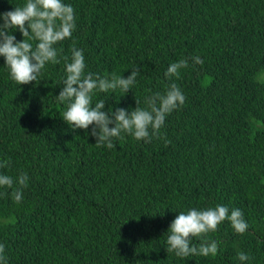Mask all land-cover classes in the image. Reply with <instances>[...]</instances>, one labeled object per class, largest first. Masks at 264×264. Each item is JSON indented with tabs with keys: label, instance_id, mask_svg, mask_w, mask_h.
Masks as SVG:
<instances>
[{
	"label": "trees",
	"instance_id": "16d2710c",
	"mask_svg": "<svg viewBox=\"0 0 264 264\" xmlns=\"http://www.w3.org/2000/svg\"><path fill=\"white\" fill-rule=\"evenodd\" d=\"M62 2L73 7L76 29L56 45L60 63L18 85L0 56V163L11 162L0 174L14 182L28 176L20 203L13 189L0 188L7 264H264V0ZM25 3L0 0V14ZM73 44L86 74L127 78L140 70L127 94L96 92L93 107L104 100L105 112L131 114L136 99L145 108L146 96L178 85L186 100L166 117L164 139L121 133L112 149L97 147L94 126L86 133L62 119L67 102L56 97ZM181 59L189 67L169 80L168 67ZM217 205L241 210L247 232L236 234L226 220L193 239L217 241L215 257L167 253L180 212ZM240 252L251 258L241 262Z\"/></svg>",
	"mask_w": 264,
	"mask_h": 264
},
{
	"label": "clouds",
	"instance_id": "9594fccd",
	"mask_svg": "<svg viewBox=\"0 0 264 264\" xmlns=\"http://www.w3.org/2000/svg\"><path fill=\"white\" fill-rule=\"evenodd\" d=\"M3 23L0 24V56L6 60V67L10 70V79L18 85H28L37 82L46 65L58 64V55L62 49L56 45L66 39H71L76 29L75 11L71 5H66L62 0H26L23 6L15 10L0 14ZM19 30L24 39L17 42L11 31ZM30 30V31H29ZM29 41H36L35 48ZM71 61H65L66 78L63 80L62 90L57 98L61 103L67 102V109L62 114V119L73 129H83L87 133L92 127L91 136L96 139V146L114 147V138H121V133L131 135L137 141L150 143L152 138L164 139L160 136L166 117L173 111L182 107L186 97L177 84L171 83L164 93H154L146 96L145 108L139 106L129 114L128 111L118 108L105 112L106 102L99 100L93 107V96L96 92L107 93L119 89L128 93L136 83L140 74L139 68H134L127 78L112 73L111 77L101 78L99 75L85 73L86 64L83 50L71 48ZM193 63L202 65L199 56L192 57ZM189 67L187 59L172 63L165 76L171 80L180 78L182 69ZM151 91V90H149ZM110 116L112 118H110ZM114 124V127L109 125ZM170 141H166L167 144ZM9 160L0 163V168H7ZM27 173L21 174L17 181L4 174H0V188L13 189L12 199L20 203L23 199L22 189L27 187ZM14 183L19 187L14 188ZM7 195V193H4ZM229 221L234 232L244 235L248 224L239 209L231 210L222 205L204 210L190 209L187 213L180 212L172 222L167 233L166 251L174 253L177 257L189 256L215 257L218 254V242L215 240L204 241L199 245L193 239H203L208 233L216 232L224 221ZM5 248L0 245V264H7L4 256ZM251 257L243 252L238 254L241 262L248 261Z\"/></svg>",
	"mask_w": 264,
	"mask_h": 264
}]
</instances>
